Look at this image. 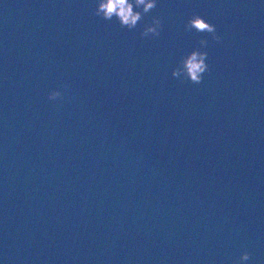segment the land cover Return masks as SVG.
Returning <instances> with one entry per match:
<instances>
[{
	"label": "clouds",
	"instance_id": "obj_1",
	"mask_svg": "<svg viewBox=\"0 0 264 264\" xmlns=\"http://www.w3.org/2000/svg\"><path fill=\"white\" fill-rule=\"evenodd\" d=\"M158 5V0H97L94 14L107 21L115 19L120 27L129 31L137 28L145 16L152 12ZM163 29V21L159 16H153L151 22L144 25L140 35L144 38L159 37ZM188 32L207 33L217 43L222 42L223 37L218 33L215 24L206 20L199 13H193L185 24ZM209 45L207 38H201L199 47L183 55L172 71V76L181 81H189L192 84H201L204 74L211 71L207 63ZM67 88V86H65ZM65 93L53 90L49 93L50 101L63 100ZM251 252L245 251L233 264H246L251 259Z\"/></svg>",
	"mask_w": 264,
	"mask_h": 264
}]
</instances>
